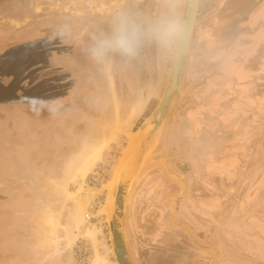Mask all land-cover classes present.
<instances>
[{
    "label": "crops",
    "instance_id": "0c3cea01",
    "mask_svg": "<svg viewBox=\"0 0 264 264\" xmlns=\"http://www.w3.org/2000/svg\"><path fill=\"white\" fill-rule=\"evenodd\" d=\"M78 3L0 0V28L4 31L0 44L36 45V51H26H30L28 56L40 58L39 65L24 73L21 88L29 92L47 82L58 86V82L74 79L79 84L62 91L70 98L61 105L43 103V108L51 109L39 121L31 115L29 121L38 128L32 127L33 136L25 142L28 151L23 148L14 151L11 160L0 159V264H66L62 254L67 244L62 232H75L74 218L61 210L66 189L76 177L92 172L102 162L106 144L111 145L117 111L136 109L131 119L138 122L164 80L165 46L156 43L154 47L158 74L154 81L144 75L145 71L151 73L150 60L127 55L110 43L126 24L117 21L116 32L115 23L95 24L89 19L91 13L79 20L80 12L86 14L87 9H77ZM215 13L212 45L215 49L220 45L214 57L222 64L211 74L205 70L204 75L209 73L211 78L196 88L201 94L197 99L211 104L210 118L193 111L186 117L182 140L198 131L195 124H206L213 130L224 122L237 125L240 119H247L248 110L264 101L253 98L258 86L255 82L264 78V0H231L228 7ZM219 24L225 26L217 29ZM35 76L38 79H31ZM119 80L137 95L132 107L119 101ZM58 93L51 94L54 100ZM225 103L229 108L220 111ZM77 110L79 115L74 117ZM221 115L223 120L217 118ZM213 136L211 146H200L199 153L192 154L201 158L196 184L201 195L194 197L191 185L184 183L182 226L177 232H213L203 247L212 264H264V182L255 181L254 190L252 170L239 168L234 158L239 154L237 146L226 143L232 139ZM96 157L100 159L95 161Z\"/></svg>",
    "mask_w": 264,
    "mask_h": 264
},
{
    "label": "rangeland",
    "instance_id": "374dc122",
    "mask_svg": "<svg viewBox=\"0 0 264 264\" xmlns=\"http://www.w3.org/2000/svg\"><path fill=\"white\" fill-rule=\"evenodd\" d=\"M78 1L77 9H87L86 14L80 12L82 16L78 17L79 20L84 19L86 15L91 13L89 19L95 24L101 22L115 23L113 27H115L116 32H118L117 21L126 24L125 29L138 26L142 30L143 39L134 57L152 62L151 73L145 71L144 75L148 78L152 76L154 81L158 78L154 66L155 55L153 51L155 44L165 46L166 49V61L163 69L164 80L157 86V94L152 93V95H156V98L149 103V107L138 122L131 119V115L138 112L136 109L131 108V110H128L125 108L117 111L118 119L115 130L113 134L111 133V145L106 144L104 148L106 152L102 162L96 165L97 167L92 172H84L76 177L69 188L66 189L67 195H64L61 203L62 214L72 215L75 224V232H62V237L66 240L65 245L67 244V248L65 247L64 250H69L65 253L63 250L62 254L66 264H117L110 240L107 215L108 203L115 197L117 192V184L113 180L118 164L127 149L126 146H129L131 138L136 135L133 134L151 116L164 94L171 71L173 52L183 17L185 0ZM229 4H231V0L199 1L198 16L180 102L172 118L166 123L162 134L149 152L137 175L133 188L130 190L125 212V229L127 248L132 262L134 254L130 245L131 236H135V232H139V230L152 232L155 229L161 232H177V227L182 226L183 192L181 188L184 183H189L191 185L189 191L194 197L198 196L200 191L197 190L194 194L193 189H196V184L198 185L200 180L197 165L201 163V158L192 154L197 155L200 146H211L210 142L214 137L213 134L221 137L222 140L232 139V141L226 143L237 146L239 154L234 158L239 162V168L245 171L252 170L254 190L257 187L255 181L264 182V101H259V107L255 105L252 110H248L245 115L247 119H240L237 125H229L224 122L216 125L213 130L206 124H195L194 126L198 131L192 133L189 138L186 134V138L182 140V129L186 130V117L191 116L193 111L194 113H205L203 117H207V120L210 118L209 107L211 104L208 103L207 99H197L201 94L197 93L196 88L207 84L206 79L210 80L211 78L208 74H211L212 70L219 69L220 64H222L217 56L214 57V54L216 55L220 49V45L216 49L212 45L213 27H217L214 16L215 12L220 8L228 7ZM50 18L52 19L51 16ZM225 24L222 26L219 24L217 29L224 27ZM2 29L0 28V35L4 32ZM149 46H152L151 50ZM224 46L228 47L229 45ZM36 48V45L27 43L12 44L5 42L4 45L0 44V159L4 161L11 160V154L14 151L17 152L23 148H25L23 151L27 150L25 142L33 136L32 127L38 128L34 122L29 121L31 115L33 114L34 119L39 121L42 114L51 109L48 106L43 108V103L50 105L54 101L56 104L59 105L60 103L61 105L70 98L68 94L62 91L68 87H78L79 85L77 84L78 80L75 79L66 80L65 83L58 82L59 80L56 79L55 81L59 83L58 86L47 82V84H41L39 88L35 87L33 91L25 92V89L21 88L23 75L28 72L27 69L39 65L37 60L40 59L37 55L28 56L30 51L26 50L32 49L34 52ZM46 68H49L47 60ZM205 70L209 73L204 75ZM31 79L38 78L35 76ZM121 80H124V77ZM258 80L255 82L258 86L253 98L262 97L263 99L264 78ZM119 87V101L123 104H131V107L135 105V102H137L136 93L130 92L128 88L122 85V82ZM57 91L60 92V95L58 93L56 101L51 94ZM146 95L148 98L151 93L149 92ZM222 101L224 102L223 99ZM207 103L209 106L204 105H207ZM223 107L224 109H222ZM222 108L218 109L220 111H224L225 108L228 109V104L225 103ZM78 115L79 110L75 111L74 117ZM200 117L202 116L200 115ZM217 118L223 120L224 116L221 115L220 118ZM205 129L209 131H204ZM200 143L201 145H199ZM184 144L185 147L183 148ZM31 149L32 143L29 146L30 151ZM189 153L191 154L190 157H188ZM98 158L96 157L95 161ZM97 172L98 175L93 174ZM90 176L97 180L91 185L87 182ZM87 213L94 216L95 219L92 223L85 221ZM96 228L99 229V232H96ZM83 244L89 245L90 251L87 254L90 256L89 263H81L79 257L76 256L78 246Z\"/></svg>",
    "mask_w": 264,
    "mask_h": 264
},
{
    "label": "water",
    "instance_id": "95a60500",
    "mask_svg": "<svg viewBox=\"0 0 264 264\" xmlns=\"http://www.w3.org/2000/svg\"><path fill=\"white\" fill-rule=\"evenodd\" d=\"M199 1L185 0L183 17L173 52L167 87L151 116L133 134L139 133L141 135L136 152L124 161L122 160L124 158L123 153L122 159L116 169L113 181L117 184V192L115 197L108 203L107 215L110 240L117 264H133L127 248V233L125 229V212L130 190L133 188L137 175L145 163L149 152L162 134L166 123L172 118L180 102L198 16Z\"/></svg>",
    "mask_w": 264,
    "mask_h": 264
},
{
    "label": "flooded vegetation",
    "instance_id": "af4514ba",
    "mask_svg": "<svg viewBox=\"0 0 264 264\" xmlns=\"http://www.w3.org/2000/svg\"><path fill=\"white\" fill-rule=\"evenodd\" d=\"M195 188L194 194L200 190L197 186ZM212 233L139 230L131 236L133 264H212L213 260H209L203 251L207 235Z\"/></svg>",
    "mask_w": 264,
    "mask_h": 264
},
{
    "label": "clouds",
    "instance_id": "9594fccd",
    "mask_svg": "<svg viewBox=\"0 0 264 264\" xmlns=\"http://www.w3.org/2000/svg\"><path fill=\"white\" fill-rule=\"evenodd\" d=\"M142 39V30L138 26H131L119 32L110 43L131 56L135 54Z\"/></svg>",
    "mask_w": 264,
    "mask_h": 264
},
{
    "label": "built area",
    "instance_id": "2783aa9c",
    "mask_svg": "<svg viewBox=\"0 0 264 264\" xmlns=\"http://www.w3.org/2000/svg\"><path fill=\"white\" fill-rule=\"evenodd\" d=\"M93 174H97L98 175V172L97 173H93ZM95 181H97V180L95 178L91 177V176L87 180L89 185L93 184ZM94 219L95 218H94V216L91 213H87L85 215V221L87 223H92L94 221ZM89 251L90 250H89V245L88 244H83V245L78 246L76 256L79 257V260H80L81 263H86V262L89 263L90 262V256L87 255L89 253Z\"/></svg>",
    "mask_w": 264,
    "mask_h": 264
},
{
    "label": "bare ground",
    "instance_id": "6f19581e",
    "mask_svg": "<svg viewBox=\"0 0 264 264\" xmlns=\"http://www.w3.org/2000/svg\"><path fill=\"white\" fill-rule=\"evenodd\" d=\"M131 139L132 140H131L129 146L127 147V149L124 152V158L122 159L123 161L126 160L127 157L131 156L132 154H134L136 152L139 141L141 139V135L138 133Z\"/></svg>",
    "mask_w": 264,
    "mask_h": 264
}]
</instances>
